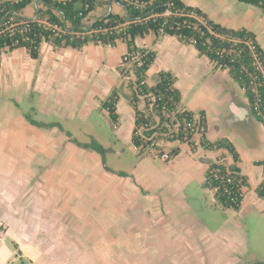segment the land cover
Instances as JSON below:
<instances>
[{
  "label": "crops",
  "instance_id": "crops-1",
  "mask_svg": "<svg viewBox=\"0 0 264 264\" xmlns=\"http://www.w3.org/2000/svg\"><path fill=\"white\" fill-rule=\"evenodd\" d=\"M184 2L201 9L211 20L226 28H245L253 32L264 50L263 8L240 0ZM38 6L35 2L28 5L24 16L35 18ZM109 9L125 14L122 5L108 1L88 17L89 22ZM135 42L140 48L156 52V58L146 72V83L154 85L161 71H169L175 76L174 86L181 93L180 108L193 112L195 117L204 111L206 138L210 142L226 138L234 144L241 157L242 174L249 179L246 189L252 191V203L264 209V200L255 192L263 179V166L257 165L256 161L264 159V128L249 116L244 90L227 69L215 67L192 43L176 36L153 33L138 37ZM120 45L122 50L117 52ZM126 53L127 45L122 40H118L115 47L89 44L81 49L55 48L44 42L38 59L31 58L25 48L2 53L0 264H83L80 261L85 254L93 256L88 264H100L97 263L98 239H109L113 248L115 244L122 246L121 241L132 238L130 236L142 241L141 249L123 244L115 253L109 252V261L105 255L102 256L105 260L100 256L101 264L264 262V259L249 256L243 226L231 225L237 222L236 217L229 216L235 210L221 206L214 192L205 186L210 161L223 157L228 164L232 163L227 150L206 149L199 134L194 136L193 145L167 141L164 145L169 151L178 148L179 152L171 160H165L163 168H157L148 156L151 151L140 153L132 143L135 110L129 99L121 94L117 108L120 102H126L132 111L127 109L130 110L129 130L123 135L118 109L117 127H113L117 133L115 139H123L132 145L137 163L131 174L122 176L117 170L107 171L100 154L95 151L99 164L94 171L84 167L83 162L90 149L75 144L72 138L82 140L72 131L59 121L64 131L56 126L37 127L18 106L7 101L21 88H26V96L37 94V108L46 115L39 121L45 123L56 121L47 119L51 115L73 111V107L70 109L72 104L85 110L88 108L85 96L97 93L103 100L117 87L128 92L125 78L119 72ZM131 76L134 77L132 72ZM8 79H11L10 83ZM144 107L145 101L139 103V108ZM239 123L247 126L241 129ZM252 134L257 135L254 141ZM97 171L104 178L110 176L112 184L108 190L97 186L105 182L102 177L97 182ZM88 179L90 183H86ZM197 184L204 188L207 197H212L216 206L225 211L226 216L216 228L200 218L191 206ZM189 193L193 194L189 196ZM97 207L109 208L112 217L109 215L105 221L97 219ZM54 208L61 209L59 216ZM80 208L89 210L83 212ZM104 213L101 211L100 217ZM140 255L143 258L139 260Z\"/></svg>",
  "mask_w": 264,
  "mask_h": 264
},
{
  "label": "trees",
  "instance_id": "trees-1",
  "mask_svg": "<svg viewBox=\"0 0 264 264\" xmlns=\"http://www.w3.org/2000/svg\"><path fill=\"white\" fill-rule=\"evenodd\" d=\"M108 1L110 0H0V65L2 53L17 48H25L31 58L38 59L44 42L55 48L81 49L89 44L115 47L117 41L122 40L127 45V53L121 64H129L134 77L129 81L128 92L125 93L122 87L114 88L102 101L101 107L106 110L110 124L114 126L118 122L117 104L120 95L124 94L135 110L132 143L140 153L150 150V147L157 148L156 141L162 134L167 141L188 142L193 145L197 132L189 124L194 122L195 114L180 108L181 93L174 86L175 76L169 71H161L157 74L156 83L148 85L146 72L154 62L156 52L140 48L135 42L136 38L151 33L156 36L172 35L181 41L192 43L215 67L229 71L231 78L244 90L249 116L264 128V50L253 32L245 28L229 29L215 23L201 9L187 5L184 0H114L124 7L125 14L107 11L89 22L88 17ZM240 1L264 9V0ZM34 2L39 5L36 18L25 17L24 9ZM9 21L20 23L22 31H3ZM49 24H57L61 31L49 27ZM119 70L123 73V68L119 67ZM149 96L152 97L151 101ZM142 97L146 102L143 109L139 108ZM198 119L196 124L204 127L198 133L201 135V144L206 149H225L232 158L230 164L223 157L210 161L205 186L214 192L215 199L221 206L239 211L245 189L249 187V179L242 174L239 166L240 154L226 138L215 142L206 138L204 111L200 112ZM30 121L37 127L56 126L64 131L63 126L57 122ZM177 123L178 131H172ZM66 133L71 136L70 132ZM71 140L82 148L99 153L103 167L115 172L107 165V149L97 140L91 139L86 143L75 138ZM178 152V148L170 150L172 156ZM256 164L263 166V179L255 192L264 200V159L256 161ZM117 174L127 175L125 171H118Z\"/></svg>",
  "mask_w": 264,
  "mask_h": 264
},
{
  "label": "rangeland",
  "instance_id": "rangeland-1",
  "mask_svg": "<svg viewBox=\"0 0 264 264\" xmlns=\"http://www.w3.org/2000/svg\"><path fill=\"white\" fill-rule=\"evenodd\" d=\"M122 45V44H121ZM121 45L116 49L117 52H120L122 49ZM97 49V48H96ZM114 51V50H113ZM30 58V57H29ZM34 61L33 59H31ZM107 62V61H106ZM122 63V62H121ZM124 65V64H123ZM120 64V68H123V73H121V76L124 79V85L128 87L130 77L131 76V66L129 64H125L123 66ZM107 66L110 67V64L107 63ZM109 69L113 70V67H110ZM121 78V77H120ZM8 82H11V79H8ZM95 83V81H94ZM21 88V87H20ZM26 88H21L18 92L15 91V95L13 98H11L10 101L14 105L18 106L19 109L25 113V115L28 117L30 120H38L42 119L43 117L45 118L46 115L43 113H40L37 106H38V95L33 94L30 97L26 96ZM125 96L124 94H122ZM85 103L88 105V108L86 107L85 110H83L82 106H75V105H70V109L73 107L72 110L66 111V113L62 114H56L55 116L48 117L47 119L49 120H56L55 122L59 121L66 129H69L70 131L73 132L77 136L78 139L82 140V143L90 142L91 139H97V142L101 143L107 150L111 149L110 151L106 152V159H107V165L114 171H125L128 174H131L135 164L137 163L138 157L134 153L132 149V145L128 144L125 142L123 139H115L116 138V131L113 128V125L109 124L106 111L102 110L101 103L102 97L101 95H97V93L90 95V96H85ZM90 100V101H88ZM144 100H141L143 102ZM88 102V103H87ZM85 104V105H86ZM132 111V107H130L126 102H120L119 104V112L122 116V133L123 135L128 133L129 130V117L128 113L130 112V109ZM64 112V111H63ZM29 120V122H31ZM58 123V122H57ZM256 123V122H255ZM239 125L241 126V129H245L243 127L247 126V124L242 123ZM120 133V132H119ZM252 141H254L257 138V135L252 134ZM164 136V138H163ZM200 136V134L198 135ZM119 137V136H118ZM166 136L162 134V136L159 137L157 142V148L156 147H150V153L148 156L154 161V165L161 169L163 168L166 163L165 160H162L161 153L162 152H168L170 154V151L167 149L164 144L167 142ZM70 140V138H69ZM167 150V151H166ZM88 157L83 160L84 162V167L86 168H92L95 169L97 168V154L95 151L88 150ZM171 158L173 157L170 154ZM171 160V159H170ZM169 161V160H166ZM245 167V166H244ZM98 169V168H97ZM103 174V173H102ZM102 177L103 179L102 184H97V186H102V188L109 189L111 186V178L110 176H107L104 178L102 175H99V171H97V182L99 178ZM86 181V180H85ZM89 182V179L87 180L86 183ZM90 183V182H89ZM245 200L242 204V207L239 211H234V214H230L229 216L232 218L236 217L237 222L231 223L232 226L235 227H241L243 226L245 233V236L247 238V245H248V252L249 256H256L257 258L264 259V209L259 207V204L257 203H252V191L245 189ZM195 195H193V205L192 208L195 212H197L198 216L208 222L212 227L216 228L218 226V223H220L224 216L226 214L224 213L223 209L219 206H216L213 201H211L212 197L209 196L207 197L204 188L199 187L198 184L195 185ZM86 194V192H84ZM89 194V192H87ZM193 193H189V196H191ZM56 210L57 214L56 216H59V213L61 211L60 208H54L53 211ZM81 211L85 212V210H89L87 208H80ZM109 208L106 209H101L97 207V219L101 218L102 221H105V219L109 218ZM105 211L104 214L101 215L100 217V212ZM55 216V215H54ZM105 216V217H104ZM112 217V215H110ZM230 221V220H229ZM228 221V222H229ZM233 222V219H232ZM241 223L242 225H240ZM1 232V230H0ZM124 235V234H122ZM128 235V234H127ZM130 236V235H128ZM132 238L130 239H125L121 241V244L124 245H129L127 247H132L134 249H141L142 248V241L137 240V238H134L133 236H130ZM110 240H97V263L101 264V261H99L100 256H106L107 260H110V254L109 252L114 251L116 252V249H120L122 246H116V244L113 246V248L110 245ZM112 248V250H111ZM84 256V255H83ZM57 258H61L60 255L57 256ZM104 259V257H102ZM139 260L142 257V255L137 257ZM145 258V255H144ZM152 258V257H150ZM152 259H156L153 257ZM81 260V259H79ZM83 264H88L91 263L93 260V256H85L82 258ZM105 260V259H104ZM138 261V260H137ZM20 263V262H19ZM157 262H154L155 264ZM14 264H17V262H14ZM27 264V263H26ZM139 264H141V261H139ZM169 264V263H168ZM180 264H183L180 263Z\"/></svg>",
  "mask_w": 264,
  "mask_h": 264
},
{
  "label": "built area",
  "instance_id": "built-area-1",
  "mask_svg": "<svg viewBox=\"0 0 264 264\" xmlns=\"http://www.w3.org/2000/svg\"><path fill=\"white\" fill-rule=\"evenodd\" d=\"M199 20L203 22V20H202L201 18H199ZM49 27H52L53 29H56L58 32L61 31V27L58 26L57 24H55V25H53V24H49ZM87 28H88V27H87ZM87 28H86V29H87ZM15 30L22 31V26H21L20 23H16V22H14V21H9V22L5 25V27L3 28V31H8V32H11V33H13ZM142 99L144 100L143 97H142ZM150 99H152L151 96H149V101H151ZM144 101H145V100H144ZM145 105H146V102H145ZM150 107H151V108L153 107V103L150 104ZM157 120H158V118H156V121H157ZM197 121H199V119H198V117H195L194 122H193L192 124H189V126L192 127V129H194V130L197 132V134H198L199 132H202V131L204 130V127L200 126V124L197 125V124H196ZM198 123H199V122H198ZM113 127L116 128V127H117V124H114ZM178 129H179V123H177V124L175 125V127H174V129H173L172 131H175V132H176V131H178ZM156 143L159 145V143H158L157 141H156ZM161 158H162L163 160H170V159H171V156H170V154H169L168 152H162V153H161Z\"/></svg>",
  "mask_w": 264,
  "mask_h": 264
},
{
  "label": "water",
  "instance_id": "water-1",
  "mask_svg": "<svg viewBox=\"0 0 264 264\" xmlns=\"http://www.w3.org/2000/svg\"><path fill=\"white\" fill-rule=\"evenodd\" d=\"M110 1H114V0H110ZM111 12V9H109V11H108V13H110ZM36 18V17H35Z\"/></svg>",
  "mask_w": 264,
  "mask_h": 264
}]
</instances>
